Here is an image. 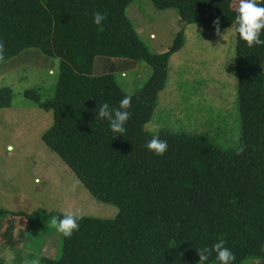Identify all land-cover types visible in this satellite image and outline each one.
<instances>
[{
  "label": "trees",
  "instance_id": "trees-1",
  "mask_svg": "<svg viewBox=\"0 0 264 264\" xmlns=\"http://www.w3.org/2000/svg\"><path fill=\"white\" fill-rule=\"evenodd\" d=\"M133 1L0 0V61L28 48L59 58L53 98L24 91L53 113L42 141L95 198L118 208L113 218L82 216L70 238L61 234L60 255L41 256L40 264H196L198 252L221 239L233 264L264 262V46L248 47L236 34L241 147L221 149L205 135L160 132L169 147L155 156L145 147L152 134L143 125L184 36L177 33L164 52L150 51L127 16ZM151 1L207 31L236 24L239 6V0ZM97 11L106 13L99 26ZM97 56L143 61L151 75L127 93L112 73L93 74ZM128 94L132 115L126 133L116 136L96 113L103 103L118 108ZM11 98V88L1 87L0 108L11 106ZM215 257L211 252L206 264H218Z\"/></svg>",
  "mask_w": 264,
  "mask_h": 264
},
{
  "label": "rangeland",
  "instance_id": "rangeland-1",
  "mask_svg": "<svg viewBox=\"0 0 264 264\" xmlns=\"http://www.w3.org/2000/svg\"><path fill=\"white\" fill-rule=\"evenodd\" d=\"M126 13L152 52L166 51L177 33L184 36L183 46L170 56L167 83L143 129L155 123L160 132L205 135L221 149L241 147L235 24L207 31L180 19L175 8L159 9L151 0H134ZM104 73H112L124 91L133 93L149 79L151 68L143 61L97 56L93 74ZM58 74L59 58L37 48L0 61V88L12 90L11 106L0 108L3 264H40L41 256H59L61 234L51 223L55 212L101 218L118 213L115 205L95 198L42 141L53 113L26 98L24 91L34 89L42 99H51ZM245 264L264 262L251 259Z\"/></svg>",
  "mask_w": 264,
  "mask_h": 264
},
{
  "label": "clouds",
  "instance_id": "clouds-1",
  "mask_svg": "<svg viewBox=\"0 0 264 264\" xmlns=\"http://www.w3.org/2000/svg\"><path fill=\"white\" fill-rule=\"evenodd\" d=\"M105 19L106 13L99 11L93 13L94 24L98 26L102 25ZM213 24L218 29L220 24L219 19L217 18ZM234 31L238 34L239 38L247 42L248 47L264 46V39H261V33L264 31V0H239ZM2 48L3 44L0 42V49ZM131 100L132 96L130 94L125 95L120 101L119 107L115 109L110 108L108 103H103L98 113H96L97 118L108 121L110 130L116 136H123L127 131L125 125L132 115L129 111ZM146 130L151 132L152 136L145 144V147L155 156H163L168 150L169 145L167 140L160 138L159 126L153 123ZM36 183H40L39 179H37ZM82 218L78 211L75 213L67 212L62 217L53 218L51 223L63 237L70 238L73 232L79 229V221ZM213 251L216 253L215 259L218 264H233L235 256L229 248L225 247L223 239L216 242L211 249L203 248L198 252L201 264H206L209 255ZM9 258L10 260L14 259V255L10 253Z\"/></svg>",
  "mask_w": 264,
  "mask_h": 264
}]
</instances>
